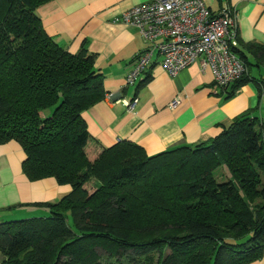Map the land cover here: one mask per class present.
<instances>
[{
    "label": "trees",
    "instance_id": "16d2710c",
    "mask_svg": "<svg viewBox=\"0 0 264 264\" xmlns=\"http://www.w3.org/2000/svg\"><path fill=\"white\" fill-rule=\"evenodd\" d=\"M50 0H0V144L30 179L70 190L50 214L0 223V264H250L264 250V138L244 112L214 137L147 155L131 141L92 151L82 112L104 97L84 44L70 53L36 14ZM252 52L264 63V45ZM222 87L232 96L248 77ZM223 166L227 179L214 172ZM101 252H99V251Z\"/></svg>",
    "mask_w": 264,
    "mask_h": 264
},
{
    "label": "crops",
    "instance_id": "0c3cea01",
    "mask_svg": "<svg viewBox=\"0 0 264 264\" xmlns=\"http://www.w3.org/2000/svg\"><path fill=\"white\" fill-rule=\"evenodd\" d=\"M147 1L50 0L36 9L54 42L70 53L84 44L95 54L104 97L82 112L92 151L131 141L147 155H154L214 137L247 111L260 120L264 138V63L252 52L254 45H264V0H203L214 12L230 10L236 23L235 48L244 57L249 78L230 97L215 84L209 68L201 69L198 60L170 76L156 53L142 78L126 85L134 57L148 45L135 26L114 18ZM134 97L138 102L128 111L123 100ZM24 158L18 142L0 144V223L46 217L50 214L47 204L56 203L70 190L54 177L28 178L22 169ZM4 259L0 252V263ZM250 264H264V250L261 259Z\"/></svg>",
    "mask_w": 264,
    "mask_h": 264
},
{
    "label": "built area",
    "instance_id": "2783aa9c",
    "mask_svg": "<svg viewBox=\"0 0 264 264\" xmlns=\"http://www.w3.org/2000/svg\"><path fill=\"white\" fill-rule=\"evenodd\" d=\"M114 21L135 26L148 45L134 57L126 85L142 78L155 53L170 76L198 60L202 70H211L220 88L246 71L234 51L237 30L230 10L214 12L203 0H148L116 16ZM137 102V97L123 100L128 111ZM176 103L177 100L172 105Z\"/></svg>",
    "mask_w": 264,
    "mask_h": 264
},
{
    "label": "rangeland",
    "instance_id": "374dc122",
    "mask_svg": "<svg viewBox=\"0 0 264 264\" xmlns=\"http://www.w3.org/2000/svg\"><path fill=\"white\" fill-rule=\"evenodd\" d=\"M214 175H215L216 178H218V180H221V179L224 180V179H227V177H228V173H227L226 169L223 166H221L218 169H216L215 172H214ZM99 252H101V251H99ZM101 261H102V264H121L118 260L116 261L113 258L111 259V258L103 257Z\"/></svg>",
    "mask_w": 264,
    "mask_h": 264
}]
</instances>
